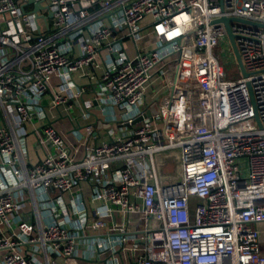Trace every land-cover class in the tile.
Here are the masks:
<instances>
[{"label": "built area", "instance_id": "built-area-1", "mask_svg": "<svg viewBox=\"0 0 264 264\" xmlns=\"http://www.w3.org/2000/svg\"><path fill=\"white\" fill-rule=\"evenodd\" d=\"M79 73L105 139L53 123L90 115ZM0 264H264V0H0Z\"/></svg>", "mask_w": 264, "mask_h": 264}, {"label": "crops", "instance_id": "crops-1", "mask_svg": "<svg viewBox=\"0 0 264 264\" xmlns=\"http://www.w3.org/2000/svg\"><path fill=\"white\" fill-rule=\"evenodd\" d=\"M80 75V73L77 74L75 79L80 85H83L85 86V88H87V91L84 94V99L92 100L93 103V106L90 108V115L87 118L82 117L81 108L79 106H81L83 109L86 108L84 106V100L80 99L78 103H76L79 106L76 107L71 113L74 122L66 117V113H63L62 117L61 115L58 117L57 113H53L56 115L55 118L58 117V119L53 118V123L59 130L66 133V135L71 139L74 138V134L77 130L87 134L88 126L92 128V138H94L95 140L105 139L108 137L107 129L109 128V125L104 119L105 113L103 111V105L101 103H97V105L94 104V102L96 101L95 92L99 91L98 83L94 80L90 81L88 78L80 77ZM49 101L50 98L48 96L44 98V102L46 104L49 103ZM42 125L43 122H38L34 124L28 123L27 128L29 129V131L33 132L35 126L39 128ZM27 142H29L30 145L29 156L31 157L33 162H37L44 155V150L41 146H39V144L36 143L33 134H30L27 137ZM155 160L157 178L161 184L171 183L179 179L181 174L179 151L169 150L159 153L156 155ZM82 187L84 195L89 196V186L86 183H83Z\"/></svg>", "mask_w": 264, "mask_h": 264}, {"label": "water", "instance_id": "water-1", "mask_svg": "<svg viewBox=\"0 0 264 264\" xmlns=\"http://www.w3.org/2000/svg\"><path fill=\"white\" fill-rule=\"evenodd\" d=\"M30 2H34V0H30ZM39 4L36 3V7L39 8ZM231 18H227V17H222L220 20H218L219 22H223L226 26V29H227V32H228V36L230 38V41H231V44H232V48H233V51H234V54H235V58H236V61H237V64L239 66V69L242 73L243 76H247L248 73L245 69V66L243 64V61L241 59V56H240V53H239V49L237 47V44H236V40H235V35L233 34V32L231 31V28H230V22H231ZM236 21H244L242 19H239V18H236L234 19ZM97 101L94 102L95 105H97ZM158 112V107H157V104L154 103L151 110L148 111L147 113V116H151L152 114H156ZM140 120V118L138 119Z\"/></svg>", "mask_w": 264, "mask_h": 264}, {"label": "rangeland", "instance_id": "rangeland-1", "mask_svg": "<svg viewBox=\"0 0 264 264\" xmlns=\"http://www.w3.org/2000/svg\"><path fill=\"white\" fill-rule=\"evenodd\" d=\"M149 21V19H146L144 22H143V24L144 23H146V22H148ZM145 33V32H144ZM146 40H148V42H149V39H147L146 38ZM141 42V41H140ZM147 43V42H146ZM140 46H141V44H140ZM223 46H226L225 44H223ZM227 51H224V50H222V52H221V57H222V61H223V65H224V70H225V78H227V79H235V78H238V77H240V75H241V72H240V70H239V66H238V64H237V62H235V58L233 57H231L230 55H231V53L229 52V49L227 48L226 49ZM163 81H164V79H163ZM161 83L163 84V82H159V86H158V88H157V90L159 89H161ZM157 90H155L153 87L149 90V92L150 91H152V92H156Z\"/></svg>", "mask_w": 264, "mask_h": 264}]
</instances>
